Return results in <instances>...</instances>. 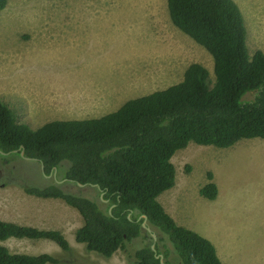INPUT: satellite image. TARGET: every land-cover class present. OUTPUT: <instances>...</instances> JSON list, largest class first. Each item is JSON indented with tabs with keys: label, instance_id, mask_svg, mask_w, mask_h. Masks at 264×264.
Instances as JSON below:
<instances>
[{
	"label": "rangeland",
	"instance_id": "rangeland-1",
	"mask_svg": "<svg viewBox=\"0 0 264 264\" xmlns=\"http://www.w3.org/2000/svg\"><path fill=\"white\" fill-rule=\"evenodd\" d=\"M233 1L244 14L249 54L264 52V0ZM192 63L207 69L211 86L210 54L171 24L166 0H7L0 12V100L14 111L17 122L33 129L54 120L114 112L127 100L180 82ZM171 162L175 185L158 199L166 213L210 240L223 264H229L241 230L240 240L251 242L249 251L261 255L264 264V239L246 237L264 232V225L241 228L238 218L233 219L238 206L230 204L240 198L264 200V140H241L229 148L191 142ZM51 180L36 161L20 154L0 156V220L60 231L70 251L43 239L2 244L15 253L50 254L57 264H128L122 251L110 258L87 252L75 242L82 225L76 210L58 199L27 195L22 188ZM208 182L219 190L214 201L198 193ZM64 188L97 197L93 187ZM143 243L135 239L128 252ZM168 249L171 264H179Z\"/></svg>",
	"mask_w": 264,
	"mask_h": 264
},
{
	"label": "trees",
	"instance_id": "trees-1",
	"mask_svg": "<svg viewBox=\"0 0 264 264\" xmlns=\"http://www.w3.org/2000/svg\"><path fill=\"white\" fill-rule=\"evenodd\" d=\"M6 6L7 0H0V12ZM166 9L171 24L210 54L211 86L207 69L192 63L180 82L127 100L114 112L54 120L36 129L17 122L0 100V156L23 150V157L42 164L46 175L56 168V180L65 182L53 179L45 186L22 188L27 195L58 199L76 210L82 225L75 242L87 252L110 258L122 251L128 264H160L150 248L152 238L141 226L145 216L165 264H171L168 246L179 264H221L214 245L178 225L158 199L175 185L171 158L189 143L229 148L241 140H264V52L249 54L244 17L233 0H166ZM247 95L251 98L246 100ZM207 177L212 181L210 173ZM78 183L93 185L97 197L64 188H79ZM198 193L213 201L218 189L208 182ZM9 239H43L70 251L60 231L0 220V264L58 263L47 253L11 252L2 244ZM135 239L144 243L130 253L128 244Z\"/></svg>",
	"mask_w": 264,
	"mask_h": 264
},
{
	"label": "crops",
	"instance_id": "crops-1",
	"mask_svg": "<svg viewBox=\"0 0 264 264\" xmlns=\"http://www.w3.org/2000/svg\"><path fill=\"white\" fill-rule=\"evenodd\" d=\"M242 15L244 17L243 13ZM244 21H245V18H244ZM246 44H247V37H246ZM230 204L238 206V208L236 209L237 213L233 217V219L238 218L241 228H243L244 225H246V229L248 230V225H264V200L260 198H258L257 200H253V199L250 200L248 198L246 199L240 198L238 201L231 202ZM188 227H191V226H188ZM237 231L240 233V236L239 237L237 236V238H235L238 241L236 242L235 250H232V254H231L232 256L230 258L229 264H263V260L260 258L261 255L253 254L252 252L249 251L251 242L245 241L244 243L243 242L244 240H240L243 237V233L239 229ZM258 235H261L260 238L264 239V232H261L259 234L256 233L252 235L247 234L246 237L248 238L252 236V238L254 239V238H259ZM216 253H217L219 260L221 261V264H223V260H222L223 258H221L217 249H216Z\"/></svg>",
	"mask_w": 264,
	"mask_h": 264
},
{
	"label": "water",
	"instance_id": "water-1",
	"mask_svg": "<svg viewBox=\"0 0 264 264\" xmlns=\"http://www.w3.org/2000/svg\"><path fill=\"white\" fill-rule=\"evenodd\" d=\"M16 152V151H15ZM1 153V152H0ZM20 154V156L23 158V159H25V160H29V161H36L35 159H32V158H27V157H23V150L19 153ZM41 169L43 170V165L41 164ZM56 168L54 169V171H53V173L51 174L52 176H53V178H54V180L56 181V182H58V183H63V182H65L66 180H62V181H57L56 180ZM77 186L79 187V188H83V187H86V185L85 184H77ZM91 187L93 186V185H90ZM100 200L102 201V202H104V203H106L107 202V200H104L102 197H103V193H100ZM144 217V221L142 222V224H141V226H142V228L143 229H145V231L147 232V233H149V235L151 236V238H152V243H151V245H150V248H151V250L154 252V255H155V257L156 258H158L159 259V262H160V264H165L164 262H163V256L161 255V254H157L156 253V251H155V243H156V235H155V233H153L152 231H151V229L148 227V226H146V221H145V216H143Z\"/></svg>",
	"mask_w": 264,
	"mask_h": 264
},
{
	"label": "flooded vegetation",
	"instance_id": "flooded-vegetation-1",
	"mask_svg": "<svg viewBox=\"0 0 264 264\" xmlns=\"http://www.w3.org/2000/svg\"><path fill=\"white\" fill-rule=\"evenodd\" d=\"M3 161H5V160H3ZM3 161H2V162H3ZM6 163H7V162L5 161L4 164H6ZM40 165H41V164H40ZM54 169H55V168H53L52 172H50L48 175H46V174L44 173V170H42V169H41V173H42V175L44 176V178H46V179H52V180H53L54 178H53V176H52L51 174L53 173Z\"/></svg>",
	"mask_w": 264,
	"mask_h": 264
}]
</instances>
